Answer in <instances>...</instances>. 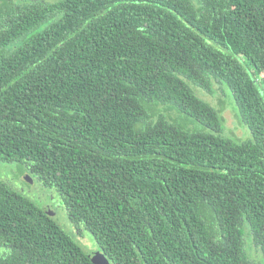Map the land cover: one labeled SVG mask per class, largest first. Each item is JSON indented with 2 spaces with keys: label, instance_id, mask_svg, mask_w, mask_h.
Returning <instances> with one entry per match:
<instances>
[{
  "label": "trees",
  "instance_id": "obj_1",
  "mask_svg": "<svg viewBox=\"0 0 264 264\" xmlns=\"http://www.w3.org/2000/svg\"><path fill=\"white\" fill-rule=\"evenodd\" d=\"M0 161L112 264H264V0H0ZM0 247L95 264L1 178Z\"/></svg>",
  "mask_w": 264,
  "mask_h": 264
},
{
  "label": "rangeland",
  "instance_id": "obj_2",
  "mask_svg": "<svg viewBox=\"0 0 264 264\" xmlns=\"http://www.w3.org/2000/svg\"><path fill=\"white\" fill-rule=\"evenodd\" d=\"M196 1V0H193ZM200 96L208 100L212 105L217 108L223 109V117L225 121V134L233 138H247L250 130L240 124L233 105L229 103L227 96L222 90L217 89L216 95H211L205 91L199 92ZM232 96V95H231ZM233 100L234 97L232 96ZM226 100V101H225ZM235 101V100H234ZM249 131V132H248ZM29 173L24 172V166L15 162L0 161V178L5 181L10 187L24 193L32 200L37 202L41 207L54 213L53 217L63 226V228L78 238L79 242L88 252H94L99 249L93 235L89 231H85L82 235V230L78 229L69 219L65 206L62 205L57 194L52 189H46L34 177L30 181L26 178ZM0 247V253L2 252ZM254 256L258 257L257 251L251 249Z\"/></svg>",
  "mask_w": 264,
  "mask_h": 264
},
{
  "label": "water",
  "instance_id": "obj_3",
  "mask_svg": "<svg viewBox=\"0 0 264 264\" xmlns=\"http://www.w3.org/2000/svg\"><path fill=\"white\" fill-rule=\"evenodd\" d=\"M26 178L30 181H33V179L31 178V176L26 175ZM51 215H54V213H52V211H49ZM91 260L95 263V264H112V262L110 261V259L107 257V255L105 253H103L101 250H97L94 252H88Z\"/></svg>",
  "mask_w": 264,
  "mask_h": 264
}]
</instances>
